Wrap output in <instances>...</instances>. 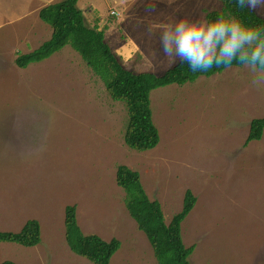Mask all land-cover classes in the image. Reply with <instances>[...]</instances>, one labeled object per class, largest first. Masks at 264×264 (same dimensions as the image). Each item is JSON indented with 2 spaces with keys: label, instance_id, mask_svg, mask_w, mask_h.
Here are the masks:
<instances>
[{
  "label": "rangeland",
  "instance_id": "obj_1",
  "mask_svg": "<svg viewBox=\"0 0 264 264\" xmlns=\"http://www.w3.org/2000/svg\"><path fill=\"white\" fill-rule=\"evenodd\" d=\"M162 1L156 12L129 11L126 24L127 13L116 17L99 10V30L108 34L106 41L126 69L162 74L185 54L179 49V22L206 34V11L223 7L220 0H178L171 9L173 2ZM247 2L264 16V0ZM51 3L31 0L28 12L12 18L26 6L0 0V230L19 232L30 219L41 224L35 246L0 242V264H93L65 238L69 205L77 207L86 235L120 240L110 264H158L116 181L120 165L139 172L167 223L182 210L186 191L195 194L197 202L182 223L185 245L195 246L191 264H264V133L247 142L252 119L264 115V70L229 67L153 90L161 140L152 150L137 151L124 138L126 104L110 97L70 45L27 68L16 65L19 55L51 38L52 27L39 16ZM150 18L158 23L151 33L141 27L136 29L141 36L129 34L130 25ZM145 35L151 44L144 43ZM124 38L140 44L128 41L117 48ZM209 50L213 55V43Z\"/></svg>",
  "mask_w": 264,
  "mask_h": 264
},
{
  "label": "trees",
  "instance_id": "obj_2",
  "mask_svg": "<svg viewBox=\"0 0 264 264\" xmlns=\"http://www.w3.org/2000/svg\"><path fill=\"white\" fill-rule=\"evenodd\" d=\"M78 1L63 0L44 7L40 11V18L52 27L51 38L34 51L19 55L15 63L20 68H27L70 45L104 82L110 97L126 104L129 119L124 138L126 145L134 150H152L161 140L153 120L150 98L153 90L171 84L195 82L201 76L211 77L229 67L250 64L264 70V16L253 9L247 0H220L222 9L206 11L208 29L213 25H223L225 28L223 35H213L215 52L208 58V63L194 62L184 54L174 66L160 75L126 69L106 41L105 31L87 24ZM233 28L245 34L251 33V39L241 41L230 55L222 54ZM258 49L261 56L253 60L252 54ZM263 133L264 115L252 119L247 142L261 140ZM116 181L125 190L127 209L138 228L146 234L158 264H191L189 257L195 246L185 245L182 223L197 202L195 194L191 190L186 191L182 210L167 223L161 203L150 199L138 171L120 165ZM65 238L73 252L93 264H110L121 247L117 238L106 241L96 234L86 235L78 223L75 205L66 207ZM0 242L35 246L41 242V224L36 219H30L19 232L0 230ZM1 264L17 263L7 260Z\"/></svg>",
  "mask_w": 264,
  "mask_h": 264
},
{
  "label": "crops",
  "instance_id": "obj_3",
  "mask_svg": "<svg viewBox=\"0 0 264 264\" xmlns=\"http://www.w3.org/2000/svg\"><path fill=\"white\" fill-rule=\"evenodd\" d=\"M18 1H19L20 4H24L26 7L23 8V11H21L22 14L14 15L12 18H15V17L20 18L22 15H24L26 13V11L28 12V10L30 8L29 2H31V0H27V4H26V0H18ZM53 1H54V3H56V2H59V1H63V0H52V2ZM158 1H161V0H79L78 1V7L84 12L87 24L89 26H91V27L94 26V27H98L99 28L101 23H102V19H101L102 16H101V18L99 17L101 15L100 11H101V13H103V12H105V10H107L108 12H110L111 15L116 16V17H119L121 15L120 12L127 13V17H125L126 20L124 21L125 22L124 24H126L127 20H129L130 17H131V14H129V11H134L136 13H138L139 10L140 11L142 10L143 12H156V11H158V8H159L158 7ZM170 1L174 3L173 7L171 8V9H173L175 7V5H177V1L178 0H163L162 2H170ZM43 8H41V10ZM103 8H105V10H103ZM159 9L162 10L161 8H159ZM112 12H115V14H113ZM94 13H97V14L99 13V15H95ZM136 13H135V15L133 17L137 16ZM39 16H40V14H39ZM12 18L10 16L7 20H5V23L7 21H11ZM5 23H3V24H5ZM132 26L134 27V31L133 32L129 31V30H124L125 31L124 33L132 32V33H129L131 36L139 37V36H141L142 32L138 33V31H136L137 28H141L142 27L143 30L147 29L146 33H145L147 35V34L151 33V29L153 27L158 26V23L155 24L154 23V19L150 18V19H147V20L144 19L143 22L138 23V24H135V22H134L129 27H132ZM123 27L125 29V26H123ZM129 34H127V35H129ZM107 35L108 34L105 33V37H107ZM146 35H145V42L144 43L146 45H149V44H151L150 43V38H147ZM125 38L123 39V41L121 43H119V45H116L117 48L120 49V47L122 45L128 44L129 40L127 41ZM129 42L133 43V44H137V43L140 44L138 41H134V40H131ZM153 43H158V39L154 40ZM125 48H127V47H125ZM125 48H122V49H125ZM153 52L158 54V52L156 50H154Z\"/></svg>",
  "mask_w": 264,
  "mask_h": 264
},
{
  "label": "clouds",
  "instance_id": "obj_4",
  "mask_svg": "<svg viewBox=\"0 0 264 264\" xmlns=\"http://www.w3.org/2000/svg\"><path fill=\"white\" fill-rule=\"evenodd\" d=\"M113 13V12H112ZM115 14V13H113ZM225 28L223 25L211 26L207 33H203V29L195 24L185 26V22L181 20L179 22L178 41L179 49L182 53L187 54L194 62H205L208 63L210 57L209 45L212 43L213 35L219 33L223 35ZM165 42H170L171 34L166 31L164 36ZM251 39V33H242L237 28H233L231 38L225 43L223 52L229 55L243 40ZM261 56L260 50L258 49L252 54V59L255 60Z\"/></svg>",
  "mask_w": 264,
  "mask_h": 264
},
{
  "label": "built area",
  "instance_id": "obj_5",
  "mask_svg": "<svg viewBox=\"0 0 264 264\" xmlns=\"http://www.w3.org/2000/svg\"><path fill=\"white\" fill-rule=\"evenodd\" d=\"M113 13H115V12H113Z\"/></svg>",
  "mask_w": 264,
  "mask_h": 264
}]
</instances>
